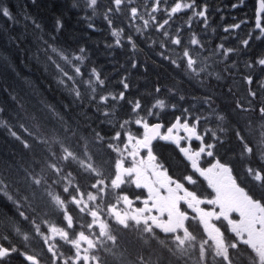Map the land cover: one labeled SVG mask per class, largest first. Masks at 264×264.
Listing matches in <instances>:
<instances>
[{
	"label": "snow or ice",
	"instance_id": "6c2138e0",
	"mask_svg": "<svg viewBox=\"0 0 264 264\" xmlns=\"http://www.w3.org/2000/svg\"><path fill=\"white\" fill-rule=\"evenodd\" d=\"M213 11L227 19L208 0H26L15 15L0 6L20 28L0 62L34 64L63 97L41 94L29 108L13 94L11 112L0 106V129L21 150L0 161V264H264V48H252L264 45V0L222 25L215 46ZM105 29L113 59L128 49L118 90L87 44ZM143 47L179 79L134 95L129 67L148 71ZM183 81L203 92L188 107ZM166 110L180 115L166 122ZM160 141L181 170L157 153Z\"/></svg>",
	"mask_w": 264,
	"mask_h": 264
},
{
	"label": "trees",
	"instance_id": "16d2710c",
	"mask_svg": "<svg viewBox=\"0 0 264 264\" xmlns=\"http://www.w3.org/2000/svg\"><path fill=\"white\" fill-rule=\"evenodd\" d=\"M248 1L252 4V7L247 9L246 13L244 14H247L249 17H251L255 0ZM25 2L26 0H0V6L10 7V10L15 15L19 13L20 9L18 8H21ZM42 2H44V0H42ZM215 2H218V0H215ZM222 2L231 4L232 2H235V0H222ZM31 10L33 12L38 11L37 9ZM72 26L73 29L77 30V35L84 34L83 26L76 24L75 20L72 21ZM97 27L104 28L103 22L98 21ZM19 31V27H11L9 21L0 15V55H7V49L11 47L7 43V33H16ZM89 35L90 39L87 40V44L92 54V61L95 62L96 66L102 70L103 75L109 78V89L118 90L119 86L117 81L119 80L120 76L124 74V70L120 69V64L125 63L128 49L126 47L124 49H117L115 51V59H113L103 47L105 40L111 42V38L108 36L107 30L105 29L103 32L91 33ZM97 44H99V47L96 46ZM138 58L143 63L147 64L148 71L145 73L143 68L131 70L129 67V79L133 83L132 93L134 95H142L146 91H150L157 79H160L162 84L167 85L165 83V79L163 78L166 75L165 70L161 68V66L157 67V59H159V57L156 55L155 51L148 49L147 47H143V51L138 53ZM154 58L156 61H154ZM9 63L13 66L9 67L7 64L0 62V106L6 108L8 112H11L16 107L15 103L10 98V96L13 94L17 95L22 99V101L26 102L29 108L37 103V100L40 98L41 94L44 98L52 103L63 99L61 94L55 91L54 85L52 90L49 91L50 81L45 78L42 71L34 64L32 65L33 67L31 66V63H28L27 65L22 64L20 59H17L14 56L9 57ZM164 63L166 62H162V65H165ZM174 79L176 80V78ZM26 80L31 81L33 88L37 90V94L35 96L33 95V88H29L26 85ZM137 88L139 89V92H137ZM189 89L190 88H188V90ZM229 102L230 98L225 97L219 102V104L224 106ZM166 113L167 114L164 116L166 121H171L170 118L175 116V113H172L171 111L166 110ZM118 118H125L122 112L118 113ZM20 151L19 144L8 136L6 130L0 129V161H7L13 153L17 154L16 158L18 159ZM156 151L161 156V158L168 161L170 164L171 157L175 159V156H177L173 146L163 141L157 143ZM172 167L174 166L172 165ZM182 168L183 164H181V169ZM13 264H20V261L14 260Z\"/></svg>",
	"mask_w": 264,
	"mask_h": 264
},
{
	"label": "rangeland",
	"instance_id": "374dc122",
	"mask_svg": "<svg viewBox=\"0 0 264 264\" xmlns=\"http://www.w3.org/2000/svg\"><path fill=\"white\" fill-rule=\"evenodd\" d=\"M208 2H209V4H210L212 9H215L217 7H220V8L224 9L223 15H225L227 17L226 20H221L220 19V13H217L215 11L212 12L211 21H213L215 23L217 22V24L221 25V26L226 24V23H231L232 22V17H234L235 14H238V16H241V15H239V13H243V15H244V13H246L247 9L252 7V4L248 0H246V7H242L241 9H238V10H232L229 7H227L230 4L223 5L221 3V4L217 5L215 0H208ZM240 35H243V33L241 32ZM228 41L230 42L231 46H236V44H237L236 40L229 39ZM171 75H173V74H171Z\"/></svg>",
	"mask_w": 264,
	"mask_h": 264
},
{
	"label": "bare ground",
	"instance_id": "6f19581e",
	"mask_svg": "<svg viewBox=\"0 0 264 264\" xmlns=\"http://www.w3.org/2000/svg\"><path fill=\"white\" fill-rule=\"evenodd\" d=\"M16 5V4H15ZM16 6H18V5H16ZM18 9H20V8H18ZM2 26V25H1ZM8 28V27H7ZM3 34V33H2ZM2 36V35H1ZM106 53V52H105ZM15 57V56H14ZM16 58V57H15ZM116 61H117V59H116ZM18 62V61H17ZM19 63V62H18ZM17 64V63H16ZM20 65V64H19ZM33 64H31V66H32ZM20 67V66H19ZM27 67V66H26ZM33 67V66H32ZM37 77V76H36ZM50 91V90H49ZM50 93V92H49Z\"/></svg>",
	"mask_w": 264,
	"mask_h": 264
}]
</instances>
